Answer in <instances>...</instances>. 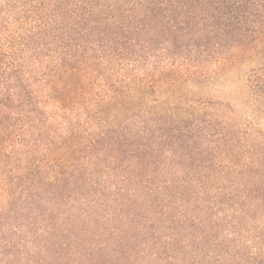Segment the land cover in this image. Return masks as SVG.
<instances>
[{"label": "trees", "instance_id": "trees-1", "mask_svg": "<svg viewBox=\"0 0 264 264\" xmlns=\"http://www.w3.org/2000/svg\"><path fill=\"white\" fill-rule=\"evenodd\" d=\"M246 60L264 61V0H0V204L29 157L40 155V201L45 187L63 188L49 192L55 202L71 191L65 170L110 141L112 159L137 165L131 174L149 197L192 207L181 220L174 208L164 232L153 230L161 263L264 264V231L253 234L246 225L264 211V155L254 160L249 146L223 160L229 136L208 133L212 120L185 126L190 111L169 104L186 86L236 72ZM166 118L177 127L166 129ZM131 120L135 125L124 127ZM207 136L210 151L199 147ZM167 156L180 160L177 168L161 169ZM228 184L236 186L228 204L211 195ZM229 205L235 217H206ZM19 221L0 218L1 264L27 257L19 234L31 224ZM53 223L40 224V251L54 257L40 264H103L104 244L73 240L72 230ZM234 241L240 246L231 248ZM84 242L81 252L68 251ZM132 247L115 264L135 257L140 246Z\"/></svg>", "mask_w": 264, "mask_h": 264}, {"label": "rangeland", "instance_id": "rangeland-1", "mask_svg": "<svg viewBox=\"0 0 264 264\" xmlns=\"http://www.w3.org/2000/svg\"><path fill=\"white\" fill-rule=\"evenodd\" d=\"M174 96L176 98H173L169 104L182 107L191 113L190 117L184 120L185 126L194 127L197 125L196 127H198L202 120H212L208 133H212L210 130L213 129L223 130L229 136V142L222 144L223 155L221 158L223 160L231 158L235 160L238 157L237 151H245V148L249 146L255 147V149L249 150L254 160L259 159L256 153L264 155V61L246 60L245 63L240 64L236 72L225 73L215 78H207L201 82L193 83ZM166 121L168 122L166 129L177 127L173 123V119L166 118ZM160 124L156 123L154 128ZM134 125V120H131L124 127ZM205 140L199 144V147L212 150L213 146L210 140L213 139L207 136ZM109 142L103 143L104 148L101 154H98L97 150H89L88 154L77 155L80 157H76L78 160L76 164L65 170L72 183V185L66 186H69L71 191L66 192L67 196L55 199V202H52L51 199L49 201V192L57 190V194L64 193L61 185L56 183L44 188L47 196L40 201V155L36 158L29 157L25 162L23 161L22 168L25 171L21 173L19 180L14 181L12 186L6 189V197L0 204V218H8V221L14 223L15 226H18L21 219L27 224H31L30 228L24 229L26 232L19 234L23 238L21 245L24 247L23 251L25 250L27 257L23 261L19 255L5 258L3 264H40V260L44 257L47 261L52 260L54 257L50 258L46 253L40 251V224L42 223V226L46 227L57 221L59 225L72 230L73 240H83L95 243L97 246L104 244L105 249L100 256V262L103 264L118 262L122 253L126 252L125 246L127 245L131 247L139 245L140 248L133 249L136 256L135 254V257L126 256L124 264H133L136 258H145L147 252L152 256L149 259L145 258V264H183L182 259L179 261L167 260L161 263L157 258V251L154 250L160 241H153L152 235L153 230L164 232L165 225L169 224L168 218L174 214V208H177L176 214L181 220V218H185V213H182L192 207L181 200L175 204H165L163 201L161 203L162 198L160 197H149L148 192L144 190L145 185L137 184L136 173L131 174L134 173L133 170L137 165L128 162L129 164L123 166L118 163L119 161L112 159L115 156L112 151L114 148ZM164 160L160 165L164 171L171 170L170 167L177 168L180 163V160L174 156H167ZM238 160L239 158L236 162ZM130 166H134L133 169H127ZM130 177L133 179L132 182L127 180ZM233 188L236 189V186L229 188L228 184L223 191L219 190V186H217L211 191V195L216 196V200H223L228 204L227 199ZM189 195L196 198L195 194L189 193ZM191 196L187 200H191L189 199ZM231 204L233 205L232 202ZM162 205L164 206L163 210L160 207ZM230 205L223 211L221 207L217 206L220 210L216 207L206 217L233 218L235 215L231 213L233 208ZM263 212L260 210L257 215L253 216L258 223L246 224L250 230H257L252 231L253 234L264 231L262 227L258 228L264 223ZM194 215L191 214L190 218H193ZM16 221L19 222L16 223ZM240 221L241 219H239ZM162 225H164L163 228H161ZM80 227L84 229L81 231L82 233L75 231V228ZM13 229L15 232L16 229ZM6 230L8 231V228ZM227 232H225V238L228 239ZM68 238H71L70 234L65 233L63 239ZM85 242L83 245L81 244V248L73 247L68 251L81 252L87 246ZM236 242H233L231 248L240 246ZM210 243L208 240V245ZM215 245L216 243L209 245L211 247L208 249H213L209 252H215ZM35 246L39 248L37 250L39 254L33 253L36 251ZM221 253L225 254L222 251ZM185 258L188 259L187 253ZM63 260L60 258L57 264H65Z\"/></svg>", "mask_w": 264, "mask_h": 264}]
</instances>
